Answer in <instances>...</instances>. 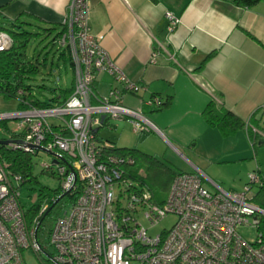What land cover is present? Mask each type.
<instances>
[{
  "label": "built area",
  "instance_id": "1",
  "mask_svg": "<svg viewBox=\"0 0 264 264\" xmlns=\"http://www.w3.org/2000/svg\"><path fill=\"white\" fill-rule=\"evenodd\" d=\"M89 11L88 0H71L65 28L53 41L72 62V94L62 103L38 107L23 101L19 90L18 99L27 107L0 112V130L8 134L0 140L35 155L40 152L35 147L51 151V161L41 164L43 172L59 179L60 196H78L56 218L49 241H40L38 218L48 203L30 224L19 190L23 179L8 170L0 155V264H26L27 250L41 264H264L262 232L248 240L238 230L259 228L264 216L254 201V185L264 184L258 170L249 173L241 190H228L200 170L179 172L159 203L144 181L132 177L134 157L111 151L113 142L96 137L103 115L106 123L130 120L137 134L163 133L142 110L124 104L125 93L143 86L129 79L106 51L104 35L91 32ZM166 17L171 34L180 20L171 12ZM12 45V36L0 30V52ZM103 73L121 87L98 96L93 85ZM172 215L176 221L171 228L150 234Z\"/></svg>",
  "mask_w": 264,
  "mask_h": 264
},
{
  "label": "crops",
  "instance_id": "2",
  "mask_svg": "<svg viewBox=\"0 0 264 264\" xmlns=\"http://www.w3.org/2000/svg\"><path fill=\"white\" fill-rule=\"evenodd\" d=\"M88 1L91 32L104 35L102 45L106 51L129 79L143 86L136 93H125L124 104L142 110L163 133L159 135L174 143L176 150H188L192 165L187 166L189 171L200 170L209 176L211 165L206 160L233 164L251 160V151L241 149L240 143L247 147L248 140L252 146L256 142L264 144V2L243 8L234 0ZM70 2L0 0V25L41 31L43 37L52 36L54 41L65 28ZM168 12L180 20L171 34L167 30ZM47 50L41 60L36 58L44 66H48L52 55ZM214 51L215 55L206 60ZM59 57L64 58L62 53ZM52 68L47 72L42 67L38 75L49 77L55 73ZM114 87L121 85L103 73L97 76L93 90L103 96ZM156 98L158 103L150 102ZM212 100L243 119L246 131L224 136L211 126L204 110ZM116 121L118 124L108 121L107 125H132L127 119ZM100 129L98 139L116 145L114 138L100 137ZM244 131L249 132L248 139ZM206 141L225 142V146L205 151ZM247 165V180L242 179L240 186L232 184L228 189L223 182L219 185L228 190L242 189L251 169L263 172L258 160L256 166L252 162Z\"/></svg>",
  "mask_w": 264,
  "mask_h": 264
},
{
  "label": "rangeland",
  "instance_id": "3",
  "mask_svg": "<svg viewBox=\"0 0 264 264\" xmlns=\"http://www.w3.org/2000/svg\"><path fill=\"white\" fill-rule=\"evenodd\" d=\"M42 33V32H41ZM52 36L50 38L43 37V34H41L37 40H33L30 44L28 56L33 61H36L37 56L38 59L41 60V57L44 53H46L47 47V53L50 52L52 55H49V58L47 60L48 66L41 65L44 68L43 70H47V72L51 68V63L54 64L52 70L53 75L49 76L46 74H41L36 77L30 78L28 81V84H30L34 89V95L36 99H39L41 101H49L50 98L54 95L52 91L42 88V85H46L51 88H55L56 91H58L60 88H67L72 85L74 82V72L71 67V64L69 63V58L66 53L64 55L63 59H60V54L62 53L63 49L58 48L54 43L52 44L53 40L51 41ZM47 55V54H46ZM54 55H58L56 60L54 58ZM40 62V61H38ZM41 63V62H40ZM45 72V73H47ZM19 99L15 97H7L3 94H0V112H12L19 109ZM112 124H118L116 120L110 119L108 120ZM108 124V123H107ZM100 127V137L103 138H114L116 141L117 147L121 148H135L139 151L156 156L166 167L170 169L171 172L174 174L179 172H191L188 170L187 166L191 165V154L188 152L187 149L183 150H176L174 147L175 144L168 143L165 139H163L158 133L156 132H150L148 134H137L133 131L132 125L128 124L127 126H121L119 124L118 128H113V125H107ZM240 130H245L240 129ZM246 131V130H245ZM244 131V132H245ZM248 131L245 132L244 137L248 139L247 137ZM8 139V134L4 132L3 130H0V139ZM171 141V140H170ZM247 141V140H246ZM172 142V141H171ZM248 142V147L245 146L244 143H240L241 149L248 148L251 151V160H242L240 162H237L235 164L233 163H219L216 162L213 163L212 161H207V163H210L211 169H209V177L216 182L217 184H220V182H223L226 184V188H230L232 184H237V186H240L243 181L247 180L245 178L246 176V170H247V163L252 162L253 165L256 166V160H258L259 165L261 166L263 172H260L261 178L264 180V144H259V142H256L255 145L252 146L250 140ZM225 146V142H218L213 143L206 141V143L203 146V149L205 151L211 150L215 147H219L220 149ZM200 147V145H199ZM247 149V150H248ZM259 150L260 153L257 154L255 152ZM52 157L51 154L40 151L37 155L34 156V162L36 163L35 168V176L37 178L36 183L32 184H25L20 186V194H21V201L24 205V207L30 208L35 203H38L39 201V194L41 188L46 189H57L59 187L60 181L56 176H53L49 173H45L42 170L41 164L42 163H49L51 161ZM141 170L145 171L147 174V167L142 164ZM254 166V167H255ZM256 168V167H255ZM256 170V169H251ZM240 172V174L238 173ZM248 173V172H247ZM206 174V173H205ZM242 174V175H241ZM241 176V177H240ZM248 181H249V174H248ZM247 181V182H248ZM171 186L170 185L167 189L159 188L158 190V196H162L163 198H166L169 192ZM260 187L258 185H254L253 187V193L256 195L259 192ZM235 190V189H230ZM237 190H241L240 188ZM71 205V202L65 198L59 205H57L52 215L47 219L45 222L44 228L45 233L40 235V241L48 242L49 241V232L54 227L56 218L63 214L65 209H67ZM259 205V204H258ZM264 217V216H263ZM176 221L175 216H169L165 220L161 221L159 224H157L154 228L150 230L151 235H156L162 232L165 228L169 229L173 225V223ZM239 232L248 240H253L257 237V235L260 232V229L258 227H250V226H243L240 227ZM24 259L26 264H41L39 259L35 256V254L31 250H27L24 253Z\"/></svg>",
  "mask_w": 264,
  "mask_h": 264
},
{
  "label": "trees",
  "instance_id": "4",
  "mask_svg": "<svg viewBox=\"0 0 264 264\" xmlns=\"http://www.w3.org/2000/svg\"><path fill=\"white\" fill-rule=\"evenodd\" d=\"M264 2V0H234L237 6L243 8H252L257 4ZM0 30L7 31L13 38V45L9 50L0 52V94L7 97L18 98V91L23 90V101H29L31 104L38 107H47L57 103L64 102L74 90V82L70 87L60 88L59 94L55 88L42 85V88L54 92L49 101H41L35 98L34 88L28 84L30 78L36 77L41 70V63L33 61L28 56L30 44L33 40L38 39L42 34L41 31L32 32L29 30H13L10 27H3L0 25ZM49 31V29H47ZM61 33L55 36L58 37ZM215 51L210 53L206 60L215 55ZM62 55H66L62 52ZM46 60V58H45ZM71 61V60H70ZM72 64V62H71ZM52 68V67H51ZM27 105L23 102L19 103L20 109H25ZM204 117L206 121L213 127H216L224 136L233 135L240 129L245 127V122L238 115L231 110L224 107L218 101L212 100L204 110ZM3 126L7 128L6 123ZM100 129V128H99ZM98 137V132H95ZM16 136V135H13ZM122 155H131L135 159V165L132 168V177L144 181L153 193L155 200L159 203L163 202L165 198L158 196L159 188L167 189L172 182L175 174L170 171L156 156L145 154L135 148H121L116 147L111 150ZM0 155L2 159L8 164V170L13 174H18L22 177L23 182L20 186L25 184H32L37 182L35 176L36 163L34 162L35 154L25 152L23 150H14L0 143ZM64 163H69V159L65 157ZM147 167V174L141 170V165ZM141 172V174H139ZM60 189H46L41 188L39 194V201L25 211V217L31 224L39 214L45 202L48 203L47 210L38 218L41 221L39 228V235L45 233V222L52 215L54 208L59 205L65 198L71 203L75 201L78 192L68 193L62 198L55 207L48 212V209L53 205L55 200L60 196ZM254 201L264 209V184L260 186L259 192L255 195ZM259 229L264 236V217L261 218Z\"/></svg>",
  "mask_w": 264,
  "mask_h": 264
},
{
  "label": "water",
  "instance_id": "5",
  "mask_svg": "<svg viewBox=\"0 0 264 264\" xmlns=\"http://www.w3.org/2000/svg\"><path fill=\"white\" fill-rule=\"evenodd\" d=\"M105 118H106V116L105 115H103L102 116V118H101V123L103 124L104 122H105ZM95 132H98V129H95ZM10 142H11V140H0V143H2V144H5V145H9L10 144ZM35 149L36 150H40V151H44V152H47V153H49V154H53L51 151H48L47 149H45V148H43V147H35ZM67 193H64V194H62L59 198H57L56 200H55V202L53 203V205L48 209V212L50 211V210H52L54 207H55V205L66 195ZM39 226H40V223L37 225V229L39 228Z\"/></svg>",
  "mask_w": 264,
  "mask_h": 264
},
{
  "label": "clouds",
  "instance_id": "6",
  "mask_svg": "<svg viewBox=\"0 0 264 264\" xmlns=\"http://www.w3.org/2000/svg\"><path fill=\"white\" fill-rule=\"evenodd\" d=\"M107 123H108V122H107ZM107 123H106V120H105L104 125L107 124ZM104 125H103V126H104ZM101 127H102V126H101ZM99 128H100V127H99ZM99 128H97V129H99Z\"/></svg>",
  "mask_w": 264,
  "mask_h": 264
}]
</instances>
